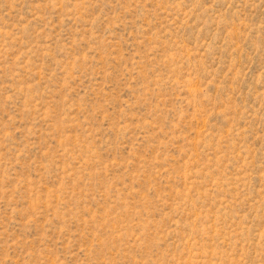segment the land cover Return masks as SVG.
Listing matches in <instances>:
<instances>
[{
	"label": "rangeland",
	"instance_id": "rangeland-1",
	"mask_svg": "<svg viewBox=\"0 0 264 264\" xmlns=\"http://www.w3.org/2000/svg\"><path fill=\"white\" fill-rule=\"evenodd\" d=\"M0 264H264V0H0Z\"/></svg>",
	"mask_w": 264,
	"mask_h": 264
}]
</instances>
